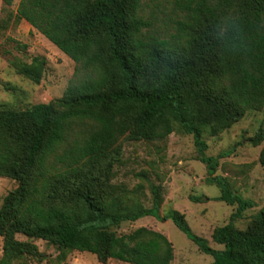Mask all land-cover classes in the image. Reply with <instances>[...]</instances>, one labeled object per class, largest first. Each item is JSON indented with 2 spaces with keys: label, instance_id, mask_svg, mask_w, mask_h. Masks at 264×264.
I'll return each mask as SVG.
<instances>
[{
  "label": "trees",
  "instance_id": "obj_1",
  "mask_svg": "<svg viewBox=\"0 0 264 264\" xmlns=\"http://www.w3.org/2000/svg\"><path fill=\"white\" fill-rule=\"evenodd\" d=\"M14 2L2 0L7 17L0 33L12 21H26L77 67L60 99L23 111L0 108V178L18 183L0 209V264L40 258L34 240L63 253H91L102 264H173L174 247L163 233L112 230L145 217L159 219V188L153 187L147 209L106 200L97 183L106 177L103 163L119 154L121 137L164 140L176 125L193 135L209 181L221 189L216 199L236 211L212 235L221 250L194 234L180 212L167 219L214 258L210 264H264V207L246 230L235 226L254 203L214 175L219 159L229 154L208 157L203 139L206 129L215 135L247 111L264 110V0H181L185 17L166 38L146 36L151 23L140 14L142 0H20L9 12ZM40 64L13 62L37 84ZM263 141L262 130L250 139L255 146ZM204 199L209 198L193 197Z\"/></svg>",
  "mask_w": 264,
  "mask_h": 264
},
{
  "label": "rangeland",
  "instance_id": "obj_2",
  "mask_svg": "<svg viewBox=\"0 0 264 264\" xmlns=\"http://www.w3.org/2000/svg\"><path fill=\"white\" fill-rule=\"evenodd\" d=\"M19 1L15 0L8 11H15ZM179 1L142 0L140 14L151 23L147 37L166 38L176 33L177 22L185 17ZM5 17L7 12L0 0V22ZM36 59L41 63L42 72L38 84L21 75L13 65V62L32 65ZM76 67L72 59L26 21H12L9 28L0 33V108L23 111L60 99L73 79ZM260 130L264 134V110H249L238 122L221 128L215 135L211 129L203 133L208 157L229 154L219 159L214 175L226 178L234 193L254 203V207L236 220L235 226L240 230H246L264 207V167L261 164L264 141L258 146L250 142ZM116 148L119 154L112 161L103 163L106 177L102 184L97 183V192L108 201L118 198L125 206L139 204L149 209L153 206V187H157L163 203L159 219L145 217L134 223L124 222L112 230L121 235L140 227L153 229L172 242L173 264L212 263V256L202 253L172 219H167L175 211L180 212L194 234L206 238L214 249L224 248L213 241L212 235L216 228L229 223L236 206L216 199L221 196V189L209 181L208 168L199 160L193 135L184 133L176 125L175 131L164 140L136 141L127 135L119 139ZM17 186L11 178H0V209L4 199ZM196 196L209 199L195 202L193 197ZM17 238L27 241L22 235ZM33 243L41 257H24L19 264H102L88 252L63 253L45 241L34 240ZM2 256L3 238L0 237V259ZM106 264L127 263L109 260Z\"/></svg>",
  "mask_w": 264,
  "mask_h": 264
}]
</instances>
